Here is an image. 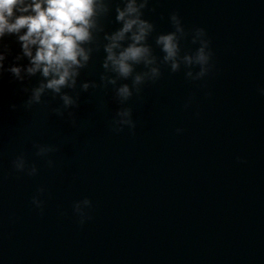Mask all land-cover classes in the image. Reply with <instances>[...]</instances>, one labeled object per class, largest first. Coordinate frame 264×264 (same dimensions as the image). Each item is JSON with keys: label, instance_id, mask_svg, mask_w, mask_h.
I'll return each mask as SVG.
<instances>
[{"label": "water", "instance_id": "water-1", "mask_svg": "<svg viewBox=\"0 0 264 264\" xmlns=\"http://www.w3.org/2000/svg\"><path fill=\"white\" fill-rule=\"evenodd\" d=\"M106 3L83 45L87 64L61 90L74 106L63 108L46 90L25 107L23 89L43 78L17 81L0 71V264H264V0H148L142 18L153 31L145 43L160 75L123 103L115 89L131 90V76L101 67L103 36L120 27L119 0ZM173 12L189 34L180 55L198 47L190 42L195 28L209 42L211 67L198 80L186 79L183 65L171 72L160 63L155 37L173 30ZM0 45L5 68L27 63L14 59V36ZM123 108L134 127L116 131ZM37 144L53 150L38 157ZM18 155L35 175L13 168ZM37 189L39 209L31 203ZM84 198L81 224L72 206Z\"/></svg>", "mask_w": 264, "mask_h": 264}, {"label": "clouds", "instance_id": "clouds-1", "mask_svg": "<svg viewBox=\"0 0 264 264\" xmlns=\"http://www.w3.org/2000/svg\"><path fill=\"white\" fill-rule=\"evenodd\" d=\"M147 3L148 0H119L114 8V20L120 27L103 36L106 43L103 45L105 57L101 67L121 79L126 80L131 76V90L128 84L115 89V96L120 103L128 100L132 91H139V86L145 80H156L160 75L156 57L145 43L146 37L153 31V25L142 18V9ZM106 12V0H0V41L6 36H14L20 48L14 59L19 61L23 57L27 60L23 66L14 63L5 68L7 47L0 45V71H7L17 81H23L37 72L43 78V82L30 90L23 89L28 93L25 107L40 103L46 90L59 96L63 108L75 105L74 99L61 90L74 87L78 70L89 60L83 45L92 39L93 31L98 30L97 18ZM168 19L173 30L157 35L154 41L162 53L160 63L167 64L171 72H176L183 65L188 69L184 76L189 80L204 77L211 67L212 55L204 30L195 28L191 31L190 42L198 47L191 54L180 55L179 43L189 34L174 12ZM125 41L126 46L122 44ZM135 65H142L146 71L133 74ZM191 67H198V70L193 73ZM100 79L104 81L105 77L102 75ZM107 82L115 84L116 81L109 78ZM91 86L96 85L93 83ZM80 87L87 90L89 83L84 82ZM258 91L264 96V88ZM53 111L61 115L59 109ZM115 116L113 124L116 125V131L124 125L129 129L134 127L129 109H118ZM33 147L35 155L42 158L53 150L46 145L37 144ZM46 163L51 167V160H46ZM12 166L29 176L35 175L37 171L34 166H26L22 155L12 161ZM42 191L37 189V194L31 199L37 209L42 204L38 199ZM89 203L84 198L72 206L81 224L87 218L84 209L89 207Z\"/></svg>", "mask_w": 264, "mask_h": 264}]
</instances>
